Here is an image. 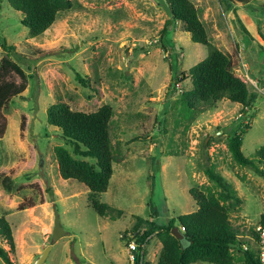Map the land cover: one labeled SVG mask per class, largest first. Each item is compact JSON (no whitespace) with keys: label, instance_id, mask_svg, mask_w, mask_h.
Wrapping results in <instances>:
<instances>
[{"label":"rangeland","instance_id":"rangeland-1","mask_svg":"<svg viewBox=\"0 0 264 264\" xmlns=\"http://www.w3.org/2000/svg\"><path fill=\"white\" fill-rule=\"evenodd\" d=\"M69 1L47 30L29 37L21 12L0 0V60L5 39L23 55L18 64L25 76H6L25 89L0 110V216L12 228L13 264H34L48 246L41 264H130L125 238L136 218L159 224L174 219L179 227L177 215L196 208L191 187L219 192L204 173L210 165L235 190L236 199L226 202L229 218L241 242L255 249L251 230L264 213V178L236 163L226 144L241 122L249 125L242 134L245 156L264 144V93L248 80L264 92V0L234 7L191 0L210 42L237 52L234 72L256 95L246 109L227 98L192 105L181 100L191 87L189 79L178 82L181 72L204 59L208 48L193 42L178 21L170 20L167 36L162 34L169 17L156 0ZM57 101L86 112L112 107L109 130L117 159L107 190L95 197L113 209L105 215L92 206L87 186L59 174L54 147L64 143L46 121L47 107ZM5 176L12 192L2 186ZM53 207L65 230L55 241ZM0 245L9 249L1 237ZM160 247L156 234L146 242L145 258L152 264ZM233 255V264H244L242 252L234 249ZM0 264L6 263L0 258Z\"/></svg>","mask_w":264,"mask_h":264},{"label":"trees","instance_id":"trees-1","mask_svg":"<svg viewBox=\"0 0 264 264\" xmlns=\"http://www.w3.org/2000/svg\"><path fill=\"white\" fill-rule=\"evenodd\" d=\"M7 1L13 9L21 12L20 22L27 28L29 37L41 35L61 12L70 7L69 0ZM165 1L172 16L164 23L161 33L167 36L170 20L178 21L183 30L190 34L193 42L208 48V54L204 59L192 65L186 72H181L178 82L189 79L191 85L190 89L181 92V100L192 105L193 102L227 98L245 109L255 103L256 95L249 91L246 82L234 72L238 66L237 52L225 53L210 42L195 4L191 0ZM223 1L234 7L239 3L249 5L252 0ZM246 33L250 35L247 30ZM259 34L262 35L260 32ZM160 42L165 48L163 37ZM1 48L5 55L0 60V110L25 89V83L17 84L6 79L11 72L25 78L18 64V61L23 60V55L16 50L15 45L8 44L5 39L1 43ZM260 48L264 51V46L260 45ZM47 54L44 52L42 56ZM11 57H15L16 60ZM75 79L82 85H87V80L79 73L75 74ZM173 85L175 84L172 83ZM112 115L113 110L109 104H103L95 111L86 112L73 110L67 103L57 101L46 109L47 123L58 129L64 143L54 147L59 174L65 180L75 179L87 186L88 198L99 215H105L106 210H113L109 204L98 202L95 198L107 190L113 174L112 162L117 159L109 130ZM248 126L241 122L238 131L228 136L227 149L236 163L253 169L264 178V144L255 151L253 157L245 156L241 148L242 134ZM20 129H23V121L20 123ZM2 134L3 128H0V137ZM204 173L219 188V192L205 193L196 187L188 190L196 208L176 217L184 236L183 240L172 235L174 219L167 224H159L154 220L137 217L132 226L134 237L139 243H146L153 234L158 236L161 247L156 264H192L197 261L233 264L234 249L243 253L244 264H260L255 249H244L245 244L238 237V229L229 218L226 202L236 199L235 190L212 165L206 166ZM2 186L7 192L14 189L11 179L7 176L3 177ZM259 223L264 224V213L260 215ZM251 235L254 236L253 230ZM0 237L9 245L8 250L0 245V258L6 264H13L10 258V252L15 249L12 228L2 216ZM143 251L144 259H137L134 264H152L145 258V249Z\"/></svg>","mask_w":264,"mask_h":264},{"label":"built area","instance_id":"built-area-1","mask_svg":"<svg viewBox=\"0 0 264 264\" xmlns=\"http://www.w3.org/2000/svg\"><path fill=\"white\" fill-rule=\"evenodd\" d=\"M249 82L253 84L256 90H258L261 93H264L263 90L259 87H257L256 84L252 82L251 79H249ZM241 116V114H240ZM254 236L252 237L253 244L255 245V251L257 253L258 260L260 264H264V224L258 223L254 229ZM131 235H128L126 240V251H127V258L129 260L130 264H134L137 259L143 260L144 259V248L146 243H139L136 238L134 237L133 233H130ZM248 247L244 245V249H247Z\"/></svg>","mask_w":264,"mask_h":264},{"label":"water","instance_id":"water-1","mask_svg":"<svg viewBox=\"0 0 264 264\" xmlns=\"http://www.w3.org/2000/svg\"><path fill=\"white\" fill-rule=\"evenodd\" d=\"M161 8L164 10V12L167 14L168 17L172 16V12L166 3L165 0H156ZM65 230L60 225V218L58 215V211L56 207H53V231H52V240H57L62 234H64ZM172 235L179 240H183L184 236L180 230V227L174 226L172 228ZM49 246L45 248V250L40 254V256L36 259L34 264H41L43 260L45 259L47 252H48Z\"/></svg>","mask_w":264,"mask_h":264},{"label":"crops","instance_id":"crops-1","mask_svg":"<svg viewBox=\"0 0 264 264\" xmlns=\"http://www.w3.org/2000/svg\"><path fill=\"white\" fill-rule=\"evenodd\" d=\"M240 105V104H239Z\"/></svg>","mask_w":264,"mask_h":264}]
</instances>
